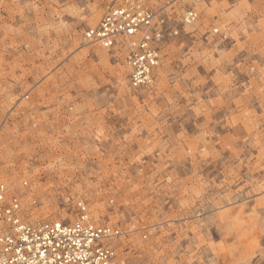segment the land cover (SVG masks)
Returning a JSON list of instances; mask_svg holds the SVG:
<instances>
[{"label": "rangeland", "instance_id": "obj_1", "mask_svg": "<svg viewBox=\"0 0 264 264\" xmlns=\"http://www.w3.org/2000/svg\"><path fill=\"white\" fill-rule=\"evenodd\" d=\"M123 1L0 0L2 183L29 220L73 222L81 201L133 225L120 264H220L240 213L264 218V0H130L165 31L136 91L124 57L82 43Z\"/></svg>", "mask_w": 264, "mask_h": 264}, {"label": "built area", "instance_id": "obj_2", "mask_svg": "<svg viewBox=\"0 0 264 264\" xmlns=\"http://www.w3.org/2000/svg\"><path fill=\"white\" fill-rule=\"evenodd\" d=\"M196 19V12L189 9L182 24L191 25ZM176 35V31L168 34ZM164 38L163 19L137 1L124 0L108 7L98 23L83 32L82 43L123 53L128 88L136 91L154 85ZM2 173L0 163V264H120V253L109 242L134 232L133 225L126 232L97 225L81 201L74 204L73 222L30 221L21 197L10 194L2 183Z\"/></svg>", "mask_w": 264, "mask_h": 264}, {"label": "bare ground", "instance_id": "obj_3", "mask_svg": "<svg viewBox=\"0 0 264 264\" xmlns=\"http://www.w3.org/2000/svg\"><path fill=\"white\" fill-rule=\"evenodd\" d=\"M112 51L123 57V53L118 52L116 49ZM97 57L101 59L107 58L106 53L100 50L97 52ZM24 183L26 182H22V187H24ZM26 186L27 183L25 184ZM258 215L259 213L254 208L250 209L249 212L240 213L236 222L238 224L230 228L233 234V242L225 244L221 248L222 253L219 254L218 259L220 264H261L264 262V241L261 240L264 239V218L260 220ZM249 225L251 228L246 229L245 227ZM109 243L112 244V240Z\"/></svg>", "mask_w": 264, "mask_h": 264}, {"label": "water", "instance_id": "obj_4", "mask_svg": "<svg viewBox=\"0 0 264 264\" xmlns=\"http://www.w3.org/2000/svg\"><path fill=\"white\" fill-rule=\"evenodd\" d=\"M264 264V263H263Z\"/></svg>", "mask_w": 264, "mask_h": 264}]
</instances>
